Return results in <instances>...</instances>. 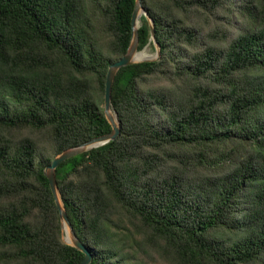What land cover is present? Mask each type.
<instances>
[{"label":"trees","instance_id":"trees-1","mask_svg":"<svg viewBox=\"0 0 264 264\" xmlns=\"http://www.w3.org/2000/svg\"><path fill=\"white\" fill-rule=\"evenodd\" d=\"M134 3L0 0V264L84 257L62 241L44 168L111 130L105 79L128 47ZM142 5L160 58L117 71L119 135L55 170L72 228L89 264H143L119 232L170 264H264V0ZM220 10L226 27L205 44L190 14ZM138 36L139 50L153 46L144 16ZM24 129L45 131L53 156L14 139Z\"/></svg>","mask_w":264,"mask_h":264},{"label":"water","instance_id":"water-1","mask_svg":"<svg viewBox=\"0 0 264 264\" xmlns=\"http://www.w3.org/2000/svg\"><path fill=\"white\" fill-rule=\"evenodd\" d=\"M142 16H144L148 21V26L150 31V41L152 42L154 48V54L152 55L146 53L145 48L147 45H145L141 50L138 49V44H139L138 29L141 26ZM142 51H145L144 55H140ZM159 58H160V46L155 38L154 22L147 14L146 10L144 9L142 5V0H135L134 9L131 16V36L128 47L125 53L122 55V57H120L118 60H116L115 62L109 65L105 79L103 111L106 120L111 126V130L105 134L93 137L85 142H82L78 145L69 147L61 151L54 157L51 164L47 165L44 168V174L48 179L49 186L60 218L62 241L68 245L73 246L74 248L78 249L84 254V257L82 258L79 264H89L92 259V255L89 249L76 236L72 228V225L69 221L64 206V202L56 182V177H55L56 167L63 161L75 155L87 152L93 148H97L99 146L107 144L108 142L114 140L119 135L120 126H119L117 113L114 111L111 104L112 85L117 71L121 67H125L143 61L158 60ZM65 227H67L68 232L65 231Z\"/></svg>","mask_w":264,"mask_h":264},{"label":"rangeland","instance_id":"rangeland-1","mask_svg":"<svg viewBox=\"0 0 264 264\" xmlns=\"http://www.w3.org/2000/svg\"><path fill=\"white\" fill-rule=\"evenodd\" d=\"M161 13V12H158ZM226 13L223 10H220L218 13L215 12L211 15L209 12L200 11L199 14L191 13L190 18L194 26L200 31V38L203 43H208V40L205 39V34L208 31L214 30L215 28H220L221 30L226 27L225 23L227 22ZM231 35L229 39L234 38L235 31L231 29ZM146 53L149 55L154 54V48L151 44H147ZM155 82H165V81H156ZM14 139L19 140L23 137H29L33 139L37 145L42 149L44 154L53 156L51 141L49 135L45 131H33L30 129L24 130H15L13 132ZM127 233L119 232L116 234V237L123 238L122 242L126 245V249L135 252L137 258L143 262V264H170L166 261L158 252H155L149 247H140L138 246L141 241V236L135 235L131 237L130 234L127 236Z\"/></svg>","mask_w":264,"mask_h":264},{"label":"bare ground","instance_id":"bare-ground-1","mask_svg":"<svg viewBox=\"0 0 264 264\" xmlns=\"http://www.w3.org/2000/svg\"><path fill=\"white\" fill-rule=\"evenodd\" d=\"M144 54H145V51H142V52L140 53V55H144ZM65 231L68 232L67 227H65Z\"/></svg>","mask_w":264,"mask_h":264}]
</instances>
